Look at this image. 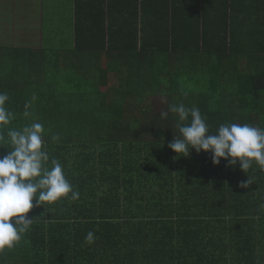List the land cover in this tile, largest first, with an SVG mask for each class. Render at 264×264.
<instances>
[{
    "label": "trees",
    "instance_id": "obj_1",
    "mask_svg": "<svg viewBox=\"0 0 264 264\" xmlns=\"http://www.w3.org/2000/svg\"><path fill=\"white\" fill-rule=\"evenodd\" d=\"M104 1L78 8L61 43L0 48L7 128L43 124L50 161L80 193L46 212L33 199L31 230L0 264H264V170L214 166L195 150L177 159L168 147L179 136L169 105L198 108L210 134L225 123L264 128V0L221 14Z\"/></svg>",
    "mask_w": 264,
    "mask_h": 264
},
{
    "label": "clouds",
    "instance_id": "obj_2",
    "mask_svg": "<svg viewBox=\"0 0 264 264\" xmlns=\"http://www.w3.org/2000/svg\"><path fill=\"white\" fill-rule=\"evenodd\" d=\"M8 100V94L0 92V142L10 146V150L6 148L8 154L0 158V253L13 249L31 230L36 220L28 216L34 207L33 199L35 207H43L46 212V206L80 197L66 178L62 164L56 159L50 161L43 147V124L34 121L20 130L7 128L14 118L6 107ZM169 111L176 114L179 136H174L168 147L177 159L187 158L190 150H195L197 154L210 153L214 166L223 160L227 165L239 164L243 172L253 164L264 170V128L225 123L210 134L198 108H187L181 103L169 105ZM24 115L29 113L26 111ZM159 117L167 119L168 112H160ZM52 140H59V136H53ZM249 184L248 178L240 187L246 189ZM85 242H95L93 232L87 233Z\"/></svg>",
    "mask_w": 264,
    "mask_h": 264
},
{
    "label": "crops",
    "instance_id": "obj_3",
    "mask_svg": "<svg viewBox=\"0 0 264 264\" xmlns=\"http://www.w3.org/2000/svg\"><path fill=\"white\" fill-rule=\"evenodd\" d=\"M241 2L248 5L251 0H218L217 6L204 5L202 0H192L190 4L185 0L180 7L179 0L175 4L181 14H221L226 12L227 3L238 8ZM93 5L94 0H0V48L40 50L46 44V29L49 41L61 43L62 31L64 35L73 33L78 8ZM119 10L126 12V6L122 4Z\"/></svg>",
    "mask_w": 264,
    "mask_h": 264
},
{
    "label": "rangeland",
    "instance_id": "obj_4",
    "mask_svg": "<svg viewBox=\"0 0 264 264\" xmlns=\"http://www.w3.org/2000/svg\"><path fill=\"white\" fill-rule=\"evenodd\" d=\"M49 37V32L46 29V38ZM49 40H46V43H48ZM153 111L157 112L160 108V100L158 98H154L152 101Z\"/></svg>",
    "mask_w": 264,
    "mask_h": 264
}]
</instances>
